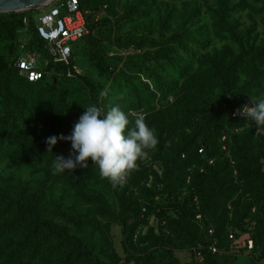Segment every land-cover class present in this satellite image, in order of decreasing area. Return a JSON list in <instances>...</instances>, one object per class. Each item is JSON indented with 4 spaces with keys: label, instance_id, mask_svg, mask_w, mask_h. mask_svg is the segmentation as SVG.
<instances>
[{
    "label": "rangeland",
    "instance_id": "rangeland-1",
    "mask_svg": "<svg viewBox=\"0 0 264 264\" xmlns=\"http://www.w3.org/2000/svg\"><path fill=\"white\" fill-rule=\"evenodd\" d=\"M91 2L109 5L93 28L105 74L81 41V77L28 83L15 60L52 58L26 27L0 42V264H202L194 212L206 221L207 208L229 264H264V128L235 113L264 98V0ZM176 101L174 123L147 119ZM116 104L130 126L145 114L159 140L126 182L114 187L91 158L54 174L71 142L51 151L47 138L70 135L87 106ZM189 143L204 153L173 161ZM229 231L236 239L226 242Z\"/></svg>",
    "mask_w": 264,
    "mask_h": 264
},
{
    "label": "clouds",
    "instance_id": "clouds-1",
    "mask_svg": "<svg viewBox=\"0 0 264 264\" xmlns=\"http://www.w3.org/2000/svg\"><path fill=\"white\" fill-rule=\"evenodd\" d=\"M251 98V105L242 106L241 115L257 128H264V98ZM85 109L70 135L47 138L51 151L58 140L71 142V154L67 158L56 154L53 173L71 172L78 166L88 167L91 158L100 175L114 187L124 184L136 169L137 162L157 147L156 130L147 123L143 113L138 114L130 126L128 114L118 104L107 109L96 105Z\"/></svg>",
    "mask_w": 264,
    "mask_h": 264
},
{
    "label": "trees",
    "instance_id": "trees-1",
    "mask_svg": "<svg viewBox=\"0 0 264 264\" xmlns=\"http://www.w3.org/2000/svg\"><path fill=\"white\" fill-rule=\"evenodd\" d=\"M80 3V9L85 13L86 10H90V14H86V20L88 23L89 27V33L86 34L83 38L77 40L75 42H84L85 43V48L89 51V61L91 62L92 66L96 69H98L101 73L105 74L106 71L104 70V63H102L98 58H97V49L98 46L93 44V28L99 24L100 20L105 16H102L100 19L97 21L94 19L95 18V12H98L102 6L107 5V10L109 8L108 3H102L98 5V8H94L92 6L91 0H78ZM37 10L38 8H34V10ZM37 13H29V12H5V14H0V42L5 40V39H14L21 28H28L30 30V34L33 36L32 40V47H35L38 49V51H41L40 53L46 55V57H51L48 48H47V41L40 35L39 30H38V24L35 21V15L40 14L41 16V10L38 9ZM26 20V21H25ZM75 51L73 53V58L71 59L70 64H66L64 62H56L53 60V58L50 60V64L47 65L46 67V75L37 80V81H29L25 76H23L20 73V70L16 67L14 63V68L17 72H19L23 79L28 82V83H37L43 80H46L48 78L49 72L57 74V76L61 79H66V80H72L75 78H79L83 75V73H76L75 76H68V70L73 68V65L77 63L76 58H75ZM16 61V60H15ZM55 71V72H53ZM194 94V91L192 89L187 90V96H190ZM177 105V101L174 102L169 108L167 107L166 109H161L158 110L156 113L151 114L147 116V119H150L153 121V123H166L168 125L169 123H174V119L178 116L179 112H176L177 110L175 109ZM32 137H34V134H31ZM203 148L205 151V147L203 145L197 146L195 150H192L193 148L191 147V143L187 144L183 148L177 151V153L174 154V159L173 161L177 162H184L185 164H189L195 161V158H198L199 155H202V153L199 152V149ZM200 157V156H199ZM207 206V202L205 203ZM198 213H201L200 209L195 210L194 215L196 216ZM206 216V221L202 218L201 220L196 219L195 220V225H196V243L199 241H207L208 236H207V230L209 226H214L216 229V237L219 238L220 240V246L221 247H229L230 244H226L220 237L219 233L217 230V225L214 220L211 219V214L208 208L206 209L205 212ZM197 218V217H196ZM193 220V219H192ZM48 228L51 231H55L52 226L48 225ZM61 235H63L62 232H60ZM226 242L228 240V233L225 238ZM49 243L48 246L49 247ZM203 263L202 264H229L228 262V252H218V253H212L210 251L205 250L203 253ZM168 264H181L176 258H172L169 260Z\"/></svg>",
    "mask_w": 264,
    "mask_h": 264
},
{
    "label": "built area",
    "instance_id": "built-area-1",
    "mask_svg": "<svg viewBox=\"0 0 264 264\" xmlns=\"http://www.w3.org/2000/svg\"><path fill=\"white\" fill-rule=\"evenodd\" d=\"M62 8L65 11H62ZM107 5L95 12V20L97 21L104 15ZM41 10L39 20L41 24L38 26L40 35L47 41V48L56 62L71 63L73 53L75 51L74 43L83 38L89 33V27L86 20V14H90V10L85 13L80 9L78 0H54L48 2L43 6L38 7ZM26 21V20H25ZM16 67L20 73L25 76L29 81H37L46 75V67L48 60L42 56L20 55L15 61ZM76 73H82L77 63L73 65L72 70H68V76H75ZM241 110H236L235 113L239 114ZM203 148L199 149L202 153ZM197 219H202V214L196 215ZM207 241H199L194 247L196 256L202 258L205 250L212 253L228 252V247H221L220 240L216 237V229L214 226H209L207 230ZM235 234L232 231L228 232V240H235ZM249 248L254 247V240L252 238L245 242Z\"/></svg>",
    "mask_w": 264,
    "mask_h": 264
},
{
    "label": "water",
    "instance_id": "water-1",
    "mask_svg": "<svg viewBox=\"0 0 264 264\" xmlns=\"http://www.w3.org/2000/svg\"><path fill=\"white\" fill-rule=\"evenodd\" d=\"M54 0H0L1 12H24L32 8H38Z\"/></svg>",
    "mask_w": 264,
    "mask_h": 264
}]
</instances>
